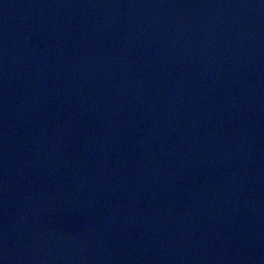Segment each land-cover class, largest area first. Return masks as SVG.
Here are the masks:
<instances>
[{
	"label": "water",
	"instance_id": "water-1",
	"mask_svg": "<svg viewBox=\"0 0 264 264\" xmlns=\"http://www.w3.org/2000/svg\"><path fill=\"white\" fill-rule=\"evenodd\" d=\"M0 264H264V0H0Z\"/></svg>",
	"mask_w": 264,
	"mask_h": 264
}]
</instances>
